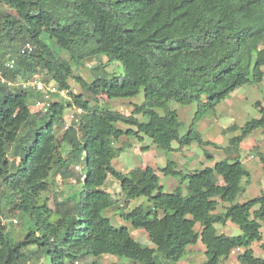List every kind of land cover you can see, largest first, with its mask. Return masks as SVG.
Wrapping results in <instances>:
<instances>
[{
	"label": "trees",
	"instance_id": "obj_1",
	"mask_svg": "<svg viewBox=\"0 0 264 264\" xmlns=\"http://www.w3.org/2000/svg\"><path fill=\"white\" fill-rule=\"evenodd\" d=\"M1 8L13 12L0 11L5 77L25 80L42 74L59 91H69L70 98L54 94L49 113H32L31 103L40 95L0 83V264H30L42 257L44 264H75L83 256L104 255L138 264H160L161 256L163 264H178L199 242L205 247L204 264H223L236 249L241 250L239 264H264L252 249L257 242L264 252V193L243 204L237 201L251 184L241 147L255 131L264 132V109L224 148L197 129L237 89L263 83L264 0H0ZM28 42L32 53L20 55V48L13 53L14 46ZM100 57L107 58L106 66L119 63L124 74H96L90 83L75 74L72 62ZM8 59L16 60L13 71L4 70ZM73 79L82 94L72 92ZM142 91L143 103L133 105L129 115L100 100L134 98ZM172 102L197 105L185 134ZM73 106L84 114L66 130L63 116ZM130 137L140 143L147 138L166 152L197 145L208 159L213 156L206 148L215 146L226 157L187 173L169 161L159 172L177 178L179 186L166 193L154 168L124 173L113 166L115 158L133 148L130 141L121 143ZM81 161L87 168L83 176L71 169ZM260 161L264 173V155ZM55 169L62 180L74 179L77 189L52 210L43 195L52 188ZM109 178L119 183L120 194L105 187ZM140 198L145 202L126 210ZM122 201L120 216L145 231L154 248L103 215ZM12 215L22 220L21 240L3 223ZM228 222L241 234L220 235L216 226Z\"/></svg>",
	"mask_w": 264,
	"mask_h": 264
},
{
	"label": "rangeland",
	"instance_id": "obj_2",
	"mask_svg": "<svg viewBox=\"0 0 264 264\" xmlns=\"http://www.w3.org/2000/svg\"><path fill=\"white\" fill-rule=\"evenodd\" d=\"M0 11L13 14V12L7 10V8H1ZM44 38L47 43L50 44L55 50L60 52L62 56H64L66 59H69V54L65 51H61L56 46L54 41H51L47 36H45ZM20 46L21 44L14 46L13 53L16 52L20 48ZM106 62V57H100L83 61L80 65H76L74 62H72V65L75 69V74L81 76L89 83L94 80L96 74H98L99 76L108 77L113 74H117L118 76L124 74L123 67L119 63L113 62L106 66ZM88 65H90L91 67H89ZM70 84L73 93L78 95L83 93V90L79 85L76 84L74 79L70 80ZM84 95L86 96V98H89L87 94L84 93ZM100 100L103 103V106L110 107L114 111L129 115L133 110V105H139L143 103L144 92L142 91L138 96L134 98L113 99L111 101H108L107 98L102 97L100 98ZM31 104H33V102ZM170 106L172 110L176 111L179 120L184 123L181 133L185 134L188 131L189 126L191 125L192 120L197 112V105L182 106L178 103L172 102ZM30 108L33 110L32 107ZM262 109H264V81L262 84L247 85L237 89L226 100L220 103L214 111H210L206 115V117L198 123L197 129L205 140L211 141L215 145L224 148L228 146L231 138L237 137L241 134V128H243L246 123H248L252 119H259L262 117ZM70 111V109L66 110L63 116L64 123H69V114H71ZM31 112L35 113L36 111L33 110ZM232 126H237L238 130H229V128ZM39 127L40 124H38V128ZM118 127L127 129V127L122 124H119ZM63 132L64 128L57 129V135L59 138L62 136ZM125 141H130L133 144H136L138 142L135 137H130L129 139L123 138L121 140V143ZM139 144L141 145V149L139 147H134L122 153L120 156L114 159L113 166L115 167V169L124 173L137 167L146 168L148 166H151L152 168L157 170L158 176L160 177V184L164 187V191L166 193H172L176 189V187L179 186V180L177 178L167 176L159 172L160 169L167 166L169 161L176 162L178 165V170H182L187 173L191 171L190 169L199 170L206 167H212L218 161H221L226 157L224 151L216 149L215 146L206 148L213 156V159H208L205 156V149H202L197 145H192L191 147L185 148L187 151H185L182 156V154L178 152H166L162 149H159L158 147L152 145L149 139H146L145 142H139ZM175 146L176 148L178 147L176 143ZM143 148L147 149L142 150ZM252 149L254 151L250 152L249 150ZM61 152L62 154H64L66 152V148H62ZM242 153V160L247 161L245 168L251 170V172L253 173V186H251L250 188L247 187L248 189L246 193L243 196L239 197L237 200L239 203L243 204L264 193V177L261 171V167L263 164L257 161V156L260 157V155H264L263 130L255 131L245 140L242 145ZM251 156L255 157V159H253ZM203 162H206L207 164L203 165ZM77 165L81 166L83 169V171L78 172V174L80 176L86 175L87 168L85 167V162L81 161V163L79 164H74L71 166V169L74 171ZM260 176H262L263 179L261 181H258ZM50 181L53 183L52 188L48 193H45L43 197L47 198L49 208L54 210L56 207V201L59 202V200H61L66 195L72 194L74 191H76L77 188L75 186L74 179L67 181L62 180L60 178V175L57 173V169L54 170ZM114 184L115 183L111 181L110 187L112 189V192L115 195H118L120 194V190L115 189ZM144 202L145 198L133 200L130 202L126 210H132L133 208L141 205ZM122 203L123 204H120L119 206L106 210L103 215L111 219L113 226L117 228L126 226L129 229L132 237L142 245L154 248L145 231L134 229L131 223L126 222L120 216V207L125 205L123 201ZM15 221H17V223H15ZM21 221L22 220L17 215L9 216L3 220V223L7 226V230L12 233V236L16 240H21L24 238L25 233L23 231V227L20 226ZM261 232L262 244H264V225L262 226ZM259 245L260 243H254L252 249L254 250L256 257L264 259V252L260 249ZM193 247L194 248L188 252L187 256L178 264H204L205 256L202 252V249H204V245L199 242L196 246ZM189 254L191 255L189 256ZM233 256L234 258L227 260L226 262H224V264H239L235 259L236 255ZM46 261L47 260L45 259V257H42L40 262L32 261L30 264H44V262ZM78 262L79 264H92L94 262L96 264H138L134 263L131 260L122 259L111 255H104L100 257L83 256L78 260ZM158 262L160 264L165 263L163 257L161 256L158 257Z\"/></svg>",
	"mask_w": 264,
	"mask_h": 264
},
{
	"label": "built area",
	"instance_id": "obj_3",
	"mask_svg": "<svg viewBox=\"0 0 264 264\" xmlns=\"http://www.w3.org/2000/svg\"><path fill=\"white\" fill-rule=\"evenodd\" d=\"M34 51V46L32 43L28 42L22 45L19 49L20 55L30 54ZM1 56V54H0ZM4 70L13 71L16 68V60L15 59H8L3 62ZM91 67L90 65H88ZM0 83L5 84L8 86L9 89L13 91L19 92H33L40 95L37 99L33 100L32 108L35 113H49L52 107L53 98L52 95L59 94L60 96L69 99L70 94L69 91H59L58 87L55 85L54 82H46L45 76L42 74H36L31 78L28 79H17L11 80L5 77V74L2 70H0ZM69 114V123H66L65 129L68 130L74 123L79 122V117L84 114V110L80 107L73 106L70 108ZM254 158V157H252ZM75 170L78 172L83 171L82 167L77 165ZM240 249H236L232 251V255H236L240 253ZM75 264H79L76 262Z\"/></svg>",
	"mask_w": 264,
	"mask_h": 264
},
{
	"label": "crops",
	"instance_id": "obj_4",
	"mask_svg": "<svg viewBox=\"0 0 264 264\" xmlns=\"http://www.w3.org/2000/svg\"><path fill=\"white\" fill-rule=\"evenodd\" d=\"M31 111H33L32 109H31ZM146 139L147 138H144V142L146 141ZM245 142V141H244ZM133 144V143H132ZM243 145V144H242ZM134 147H139L140 149H141V145L139 144V142H137L136 144H133V148ZM174 147L176 148V146H175V144H174ZM241 149H242V147H241ZM185 151H187L186 149H184V152L183 153H181L182 154V156H183V154L185 153ZM250 152L251 151H254L253 149L252 150H249ZM250 152H248V153H250ZM242 157H243V153H242ZM251 157H253V156H251ZM257 161L258 162H260L261 163V161H260V157H258L257 156ZM253 159H255V157L253 158ZM243 163H244V166H246V164H247V161H243ZM203 165H206L207 163L206 162H203L202 163ZM262 164V163H261ZM214 166V165H213ZM212 166V167H213ZM148 167H151V166H148ZM142 168H145V167H142ZM207 168V167H206ZM204 169V168H203ZM262 169V170H261ZM261 171H262V175H263V177H264V173H263V165H262V167H261ZM132 170V169H131ZM156 170V169H155ZM191 171H196L195 169H190ZM199 170H202V169H199ZM249 172H250V174H251V184L248 186V188H250L251 186H253V181H252V176H253V173L251 172V170H249V169H247ZM127 172H129V171H127ZM126 172V173H127ZM261 177V178H260ZM259 177V179H258V181H261L262 179H263V177L262 176H260ZM111 181L112 182H114L115 184V189H118V190H120V185H119V183L118 182H116L114 179H112V178H109L108 179V181H107V183H106V185H105V187L109 190V191H111L112 192V189H111V187H110V184H111ZM247 188V189H248ZM261 195V194H260ZM259 195V196H260ZM258 197V196H257ZM256 198V197H255ZM254 199V198H253ZM216 229H217V231H218V233L220 234V235H222V234H224V235H229V236H238V235H240L241 234V230L238 228V227H236L235 225H233L232 223H230V222H228L226 225H217L216 226ZM194 247L193 246H191V247H189L188 248V252L189 251H191V249H193ZM203 251V254L205 253V247H204V249H202ZM191 254H189V256H190ZM236 257H237V254H236V256H235V259H236ZM232 258H234V256L231 254V256H230V258L229 259H232ZM224 264V263H223Z\"/></svg>",
	"mask_w": 264,
	"mask_h": 264
}]
</instances>
